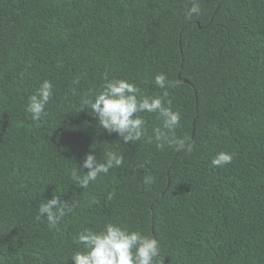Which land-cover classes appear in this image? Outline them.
Masks as SVG:
<instances>
[{
  "label": "trees",
  "instance_id": "obj_1",
  "mask_svg": "<svg viewBox=\"0 0 264 264\" xmlns=\"http://www.w3.org/2000/svg\"><path fill=\"white\" fill-rule=\"evenodd\" d=\"M0 264H264V0H0Z\"/></svg>",
  "mask_w": 264,
  "mask_h": 264
},
{
  "label": "water",
  "instance_id": "obj_2",
  "mask_svg": "<svg viewBox=\"0 0 264 264\" xmlns=\"http://www.w3.org/2000/svg\"><path fill=\"white\" fill-rule=\"evenodd\" d=\"M168 261V260H167Z\"/></svg>",
  "mask_w": 264,
  "mask_h": 264
}]
</instances>
